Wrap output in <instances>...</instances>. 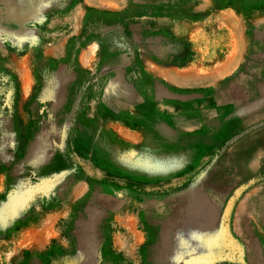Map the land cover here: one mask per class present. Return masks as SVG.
Segmentation results:
<instances>
[{
	"label": "rangeland",
	"instance_id": "rangeland-1",
	"mask_svg": "<svg viewBox=\"0 0 264 264\" xmlns=\"http://www.w3.org/2000/svg\"><path fill=\"white\" fill-rule=\"evenodd\" d=\"M263 99L264 0H0V264H264Z\"/></svg>",
	"mask_w": 264,
	"mask_h": 264
},
{
	"label": "crops",
	"instance_id": "crops-1",
	"mask_svg": "<svg viewBox=\"0 0 264 264\" xmlns=\"http://www.w3.org/2000/svg\"><path fill=\"white\" fill-rule=\"evenodd\" d=\"M172 70H175L174 68H171ZM200 77L198 75H186L184 73L181 74H177L176 76H173L172 78L170 77V79H168V81L170 82V84H172L174 87H176V89H180V90H188V88H191L194 84H198V83H191L194 82L196 80H198ZM264 194V193H262ZM259 199L257 197H251L248 200V205L250 207H253L254 204L257 202L258 203H263L264 202V198H261V196L263 195H258ZM235 222V219H234Z\"/></svg>",
	"mask_w": 264,
	"mask_h": 264
},
{
	"label": "bare ground",
	"instance_id": "bare-ground-1",
	"mask_svg": "<svg viewBox=\"0 0 264 264\" xmlns=\"http://www.w3.org/2000/svg\"><path fill=\"white\" fill-rule=\"evenodd\" d=\"M259 85V84H258ZM260 88V87H259ZM238 89V88H237ZM261 90V89H260ZM235 92V91H234ZM243 100V99H242ZM264 100V99H263ZM249 103V102H248ZM247 105V104H246ZM245 106V105H244ZM260 107V106H259ZM243 108V107H242ZM248 109V108H247ZM255 111V110H254ZM249 113V112H248ZM244 115V114H243ZM222 125V124H221ZM226 171V170H225ZM222 178V177H221Z\"/></svg>",
	"mask_w": 264,
	"mask_h": 264
}]
</instances>
